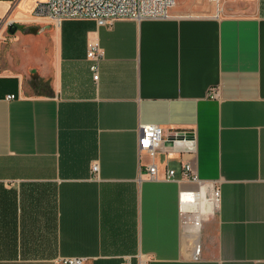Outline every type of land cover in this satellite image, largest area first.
<instances>
[{
    "label": "crops",
    "instance_id": "crops-1",
    "mask_svg": "<svg viewBox=\"0 0 264 264\" xmlns=\"http://www.w3.org/2000/svg\"><path fill=\"white\" fill-rule=\"evenodd\" d=\"M38 1L0 0V264H264V0H176L171 19L107 26L55 25ZM142 124L190 131L193 151L151 160ZM151 161L218 184L198 259L179 216L194 185L148 179Z\"/></svg>",
    "mask_w": 264,
    "mask_h": 264
},
{
    "label": "built area",
    "instance_id": "built-area-1",
    "mask_svg": "<svg viewBox=\"0 0 264 264\" xmlns=\"http://www.w3.org/2000/svg\"><path fill=\"white\" fill-rule=\"evenodd\" d=\"M215 4L219 0H210ZM176 0H43L35 3L32 14L49 19L60 25L65 20H92L98 26H107L118 19L167 20L173 17L172 10ZM218 12V11H217ZM0 25L11 26L12 22L3 19ZM87 58L90 60V71L93 80L98 79V67L101 60L98 45L88 44ZM215 97L214 92H209ZM15 98L14 95L7 97ZM138 149L153 160L158 152L193 151L194 138L190 131L164 130L153 124L139 125ZM144 173L150 180H185L194 188L183 192L179 197V216L181 231L188 236L192 258H199V233L204 221L217 211L221 199L220 189L215 181L199 179L190 163H183L178 173L165 169L161 175L157 164L151 161L143 165ZM97 164L92 171H97ZM85 258L71 257L58 260L59 264H84Z\"/></svg>",
    "mask_w": 264,
    "mask_h": 264
},
{
    "label": "rangeland",
    "instance_id": "rangeland-1",
    "mask_svg": "<svg viewBox=\"0 0 264 264\" xmlns=\"http://www.w3.org/2000/svg\"><path fill=\"white\" fill-rule=\"evenodd\" d=\"M32 0H23V2H25V3H28L29 4V2H31Z\"/></svg>",
    "mask_w": 264,
    "mask_h": 264
}]
</instances>
